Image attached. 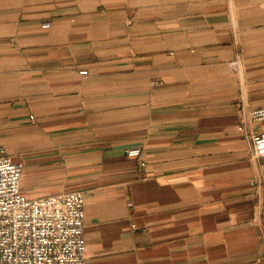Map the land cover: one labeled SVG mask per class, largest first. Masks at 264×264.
<instances>
[{"label": "crops", "instance_id": "obj_1", "mask_svg": "<svg viewBox=\"0 0 264 264\" xmlns=\"http://www.w3.org/2000/svg\"><path fill=\"white\" fill-rule=\"evenodd\" d=\"M241 106L264 0H0V152L29 198L83 192L86 264H264Z\"/></svg>", "mask_w": 264, "mask_h": 264}, {"label": "built area", "instance_id": "obj_2", "mask_svg": "<svg viewBox=\"0 0 264 264\" xmlns=\"http://www.w3.org/2000/svg\"><path fill=\"white\" fill-rule=\"evenodd\" d=\"M241 109L240 128L252 159L258 160L264 157V132H250L247 126L264 121V108ZM23 171L21 162L0 152V264H86L83 192L29 198L21 189ZM252 185L264 192V181Z\"/></svg>", "mask_w": 264, "mask_h": 264}]
</instances>
